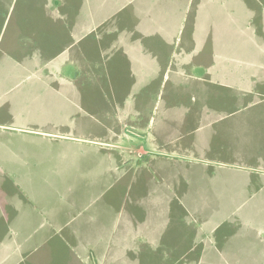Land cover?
<instances>
[{
	"label": "rangeland",
	"instance_id": "374dc122",
	"mask_svg": "<svg viewBox=\"0 0 264 264\" xmlns=\"http://www.w3.org/2000/svg\"><path fill=\"white\" fill-rule=\"evenodd\" d=\"M70 40L74 55L108 63L111 75L99 83L125 103V120L139 128L152 123L159 139L181 137L174 146L181 153L142 163L127 152L122 162L125 146L110 144L114 133L119 140L134 126L121 119L114 127L96 86L88 110L105 120L90 115L78 141L37 152L13 137L23 154L8 158L15 172L0 177V201L12 211L27 205L21 264H79L71 242L112 234L115 247L126 248L113 250L110 261L162 263L167 246L178 244L170 264H264V0H0V71L21 75L58 57ZM171 57L175 68L199 78L164 84L157 97ZM142 87L149 93L135 94ZM46 107L37 114L48 116ZM3 256L2 264L17 258Z\"/></svg>",
	"mask_w": 264,
	"mask_h": 264
},
{
	"label": "crops",
	"instance_id": "0c3cea01",
	"mask_svg": "<svg viewBox=\"0 0 264 264\" xmlns=\"http://www.w3.org/2000/svg\"><path fill=\"white\" fill-rule=\"evenodd\" d=\"M75 43L74 40L67 41L58 57L57 55L47 56L43 61H39L33 69H22L21 75L5 69L0 71V177L5 180L6 178L8 180L14 171L12 168L13 163L8 158L14 157V153H18L16 156L23 154V151L14 148L10 142L13 137L17 136V138H20L22 144H26V141H31V146H33L32 148L35 151L39 152L41 150L45 152L47 151L46 143L56 146L57 143L78 141V133L80 131L78 132L77 128L82 129L81 133H84L83 130L89 128L90 115H94L95 118L99 117L102 123L104 122V116L95 115L89 111L90 109L88 110L91 99L90 94H93L94 86L99 89L102 98L107 99L106 102L109 105L111 117H115L114 127L121 124V119H127L123 117L120 111L125 103H120L118 98L114 97V93L110 87L106 86L105 83L101 82V85L99 83V79L106 80L111 75L108 63L104 62V60L95 61L88 52L86 54L83 52L82 54H78L79 52H77L74 55L73 45ZM1 59L2 66L8 65L5 60L7 56L1 57ZM69 64L72 67V69H69L72 70L71 72L67 71L66 65ZM187 73L173 66L172 57L165 60L159 74L161 82L158 85L157 97L164 84H168L169 82L188 84L190 78H199L192 72L189 73L187 71ZM153 74L154 72L151 73L150 77ZM41 79L43 83L40 82ZM33 80H38L40 84L38 86L34 85L32 83ZM144 87H142L143 91L140 88L137 89V93L135 94L142 96L143 94L149 93L145 91ZM240 91L248 92L249 90L242 89ZM15 92L17 93L15 96L18 97L15 98V102H12V97ZM85 94H87L86 97ZM132 95L133 93L130 92L127 97L128 100L134 98V95ZM41 104L45 105L46 110V104L50 106L47 112L48 116L46 117L44 114H37V108ZM155 105H157V102ZM80 110L82 114H80ZM124 125L133 127L135 124L126 121ZM136 126L123 130L122 134L119 135V140H117L114 133L112 141L115 143L110 144L108 140L102 142L94 141H97L96 143L103 146L108 144L116 145L118 148L121 145L125 146V149H120L121 155L124 157L122 162L128 160L126 158L128 156L127 152L130 153V157L134 161L139 160L142 163H144L143 161H148L149 163L153 159V156L160 155L161 153H169L170 155H178L181 153L179 152L180 150L174 147L175 145L180 146L181 137L169 140L159 139V135L150 122L140 125V128ZM111 129L113 130V127ZM128 145H141L145 151L144 153H137L132 149L127 150ZM35 163L36 165L38 164V162ZM36 165L34 166L36 167ZM234 165H236V168L241 169L249 167L241 165L238 162ZM17 191L25 198L26 195L24 196V194H26L27 190L23 185H19ZM7 204L11 209L9 208L8 210ZM7 204L0 201V221L2 222L1 224L4 223V229H0V264L4 262L5 256L3 254L5 253L11 254L12 257L13 254H17L16 260L11 259L7 262L8 264H21L27 255L28 234L24 231V212L26 211L27 205L21 202L16 206V210L13 209L12 211L13 207L8 202ZM14 222L19 224L14 225ZM116 240V235L112 234V237L108 235L107 240L104 239L103 242H99L101 240L89 241L81 246L73 241L71 242V246L77 255L79 264H140L127 263L115 259V261H110L113 250L116 252L121 250L123 252L126 248V245H117L115 247ZM161 245L163 246L165 244L161 243L156 248H159ZM167 247L171 248V250L166 248V251L162 254L163 262L155 264H170L167 262L169 255L172 253V249L179 248V245L169 244ZM135 249L139 250L141 247H135Z\"/></svg>",
	"mask_w": 264,
	"mask_h": 264
}]
</instances>
